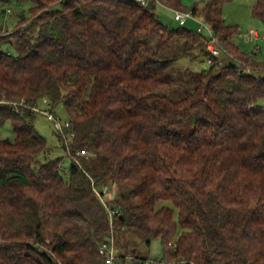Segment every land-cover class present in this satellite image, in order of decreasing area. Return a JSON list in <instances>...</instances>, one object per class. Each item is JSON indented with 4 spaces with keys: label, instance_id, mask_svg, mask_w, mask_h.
<instances>
[{
    "label": "trees",
    "instance_id": "obj_1",
    "mask_svg": "<svg viewBox=\"0 0 264 264\" xmlns=\"http://www.w3.org/2000/svg\"><path fill=\"white\" fill-rule=\"evenodd\" d=\"M15 1L29 12L0 25L13 48L0 50V125L15 133L0 137V264H106L111 237L121 256L142 257L128 233L160 238L168 264H264V62L234 41L222 1L160 0L204 17L227 50L184 69L181 97L175 62L207 57L210 38L166 24L156 2ZM253 14L264 22V0ZM43 97L68 113L57 130L67 177L35 125ZM112 180L111 220L93 185Z\"/></svg>",
    "mask_w": 264,
    "mask_h": 264
},
{
    "label": "rangeland",
    "instance_id": "obj_2",
    "mask_svg": "<svg viewBox=\"0 0 264 264\" xmlns=\"http://www.w3.org/2000/svg\"><path fill=\"white\" fill-rule=\"evenodd\" d=\"M207 0H182V5L186 8H191L194 4L202 5ZM221 13L223 20L227 24L237 25L238 32L234 36V41L246 52L253 53L254 57L260 61L264 62V22L253 14V5L257 0H221ZM10 11H5L0 15V25H3V29L11 30L15 27L17 20L19 18L18 11L21 8H25L26 12H29V3H17L15 0L9 5ZM157 12L161 19L168 25L172 27H177L178 23L173 18V11L171 8L166 7L162 4H157ZM186 27L197 29L199 28V23L189 18L186 22ZM257 29L259 37L253 41L249 40L245 33L250 29ZM207 35L205 29L201 30ZM0 50H12L7 44L0 45ZM208 65L206 56H182L179 57L175 62V77L176 84L174 89V96L181 97L182 90L185 87H191V82L184 73L186 67L192 69L201 70ZM260 104L264 105V97L260 98L258 101ZM53 112L61 119L62 122L68 119V113L62 102L58 103L54 108ZM35 125L38 131L46 137L49 144V155L50 157H60L61 163V173L67 177L69 172V166L71 164V157L67 154L62 146V140L57 134V128L53 120L47 118L44 113H39L35 119ZM15 133L13 131L10 122H6L0 125V137L13 139ZM109 194L108 199H113L117 197L119 190L121 189L120 184L115 181H109ZM171 204L170 201H162L160 203ZM177 217V212L175 214ZM126 244L130 249L135 248L142 257L149 258L152 264H160L159 261L164 258L163 246L160 238H154L150 246L145 245L133 234L126 235ZM115 241V240H114ZM117 246V245H116ZM117 250L118 246H117ZM178 264H182L179 262Z\"/></svg>",
    "mask_w": 264,
    "mask_h": 264
},
{
    "label": "built area",
    "instance_id": "obj_3",
    "mask_svg": "<svg viewBox=\"0 0 264 264\" xmlns=\"http://www.w3.org/2000/svg\"><path fill=\"white\" fill-rule=\"evenodd\" d=\"M61 1L58 0L56 4H60ZM142 5H149L152 1L156 2L157 4H163L160 0H136ZM10 11V8L7 9ZM173 11V18L178 23V25H185L189 18L196 20L199 23V31L205 29L207 31V37L210 38L207 50L209 55L206 57L207 63L211 64L213 62L214 57H217L219 62L223 61L224 53H227V50L223 47L220 42L219 36L214 31L210 23L202 16L195 15L191 10H182L177 8H172ZM202 32V31H201ZM246 37L249 40L255 41L259 37V33L257 29L250 28L246 33ZM34 109L39 111L40 113H44L48 119L53 120L54 124L57 129H61L63 126H68L69 121L68 119L64 122L53 112L50 104V100L48 97H43L41 102L34 106ZM94 186L95 192L98 194L102 202L106 205L110 219H113V215L118 212V208L110 207L108 202V194H109V185H102L100 188L98 186ZM99 251L105 256L106 264H152L151 259L149 258H142V257H135L133 254H126L121 256L119 251L117 250L116 243L114 238L111 237L107 241H104L99 246ZM160 264H168V260L163 258L159 261ZM174 264V262L172 263Z\"/></svg>",
    "mask_w": 264,
    "mask_h": 264
},
{
    "label": "crops",
    "instance_id": "obj_4",
    "mask_svg": "<svg viewBox=\"0 0 264 264\" xmlns=\"http://www.w3.org/2000/svg\"><path fill=\"white\" fill-rule=\"evenodd\" d=\"M164 6H166V5H164ZM166 7H168V6H166ZM170 8V7H169ZM172 9V8H171Z\"/></svg>",
    "mask_w": 264,
    "mask_h": 264
}]
</instances>
